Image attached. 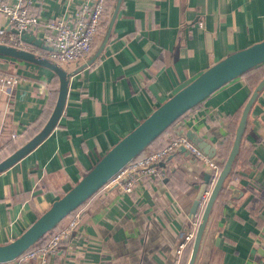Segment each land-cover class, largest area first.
I'll list each match as a JSON object with an SVG mask.
<instances>
[{"label": "crops", "instance_id": "0c3cea01", "mask_svg": "<svg viewBox=\"0 0 264 264\" xmlns=\"http://www.w3.org/2000/svg\"><path fill=\"white\" fill-rule=\"evenodd\" d=\"M115 3L107 0L87 57L63 65L74 70L84 63L111 25L100 54L70 77L55 128L0 173V244L17 237L172 94L225 56L264 39V0H121L111 24ZM77 4L34 0L29 9L41 22L66 20ZM0 27L11 31L1 14ZM0 59V71L20 77L10 91L0 87L2 159L45 123L58 80L42 66ZM262 77L231 80L184 113L145 152L190 131L214 147L215 156H227L242 107ZM164 165L160 179L139 177L131 193L102 187L78 207L75 229L48 264H175L178 244L191 230L190 210L206 165L176 149ZM189 251L179 264H186ZM194 264H264V88L249 112Z\"/></svg>", "mask_w": 264, "mask_h": 264}, {"label": "water", "instance_id": "95a60500", "mask_svg": "<svg viewBox=\"0 0 264 264\" xmlns=\"http://www.w3.org/2000/svg\"><path fill=\"white\" fill-rule=\"evenodd\" d=\"M120 3L121 0H116L110 20L111 24ZM109 27L96 51L74 70H68L63 64L39 56L32 51L0 43L1 56L30 62L47 68L55 74L58 80L56 100L47 120L35 134L11 151L8 155L0 159V173L7 170L30 153L55 128L65 107L70 77L80 71L83 67L91 64L100 54L108 39L110 32ZM20 38L24 42L36 47L50 49V47L44 44L40 37L36 36L31 31H21ZM262 63H264V39L225 56L172 94L131 131L120 138L69 190L54 200L51 205L17 237L4 244H0V264L11 262L30 249L44 235L53 230L71 212L76 210L91 196L98 192L112 176L139 156L184 113L231 80L244 75L247 71ZM263 88L264 76L255 85L242 107L227 156H215V148L211 147L204 138L197 136L190 131L186 133V136L195 143L199 149L209 157L214 158L216 163L221 166L219 174L209 191V195L201 212L200 220L191 242L186 264H194L195 262L210 211L224 186L226 177L232 170L245 133L249 112L258 94ZM176 151L182 152L186 155L190 154V152L182 145L178 146ZM160 165L163 166L164 162L160 163ZM211 176L212 169L206 165L203 183L198 190L190 210L191 221L196 215L203 195L208 190Z\"/></svg>", "mask_w": 264, "mask_h": 264}, {"label": "built area", "instance_id": "2783aa9c", "mask_svg": "<svg viewBox=\"0 0 264 264\" xmlns=\"http://www.w3.org/2000/svg\"><path fill=\"white\" fill-rule=\"evenodd\" d=\"M33 1L0 0V14L7 20L11 29L9 32L0 27V43L32 51L63 65L85 59L91 52L95 37L100 31L103 15L107 8V0H79L71 19H54L44 22L31 13L29 8ZM21 31L33 32L50 49L39 48L24 42L20 38ZM19 81L18 75L0 71V87H5L10 91ZM11 137L15 138L16 135L11 134ZM180 145L209 166L212 169V176L208 190L200 202L201 211L192 220L191 230L178 244L175 264L180 263L184 250L189 244L191 245L209 191L219 174L221 166L216 163L214 158L206 155L187 136L180 134L157 150L148 153L144 150L103 186H118L122 191L131 193L139 177L160 179L165 172V165L162 166L160 163L164 162L165 157ZM65 219L64 224H58L25 253L11 262L2 264H48L50 256L59 251L62 241L75 229L79 221V212L74 210L63 220Z\"/></svg>", "mask_w": 264, "mask_h": 264}, {"label": "trees", "instance_id": "16d2710c", "mask_svg": "<svg viewBox=\"0 0 264 264\" xmlns=\"http://www.w3.org/2000/svg\"><path fill=\"white\" fill-rule=\"evenodd\" d=\"M245 75H248L250 76L251 78L254 79V81H256L258 78L262 77L264 75V63L260 64L259 66L253 68V69H250L249 71H247L245 73ZM157 140V139H156ZM156 142V141H155ZM15 148H12V150H14ZM138 157V156H137ZM211 181V179H210ZM210 181H209V184H208V187L210 185ZM199 212V208L196 212V214ZM196 216V215H195ZM191 247V245L189 244L185 250H189Z\"/></svg>", "mask_w": 264, "mask_h": 264}]
</instances>
